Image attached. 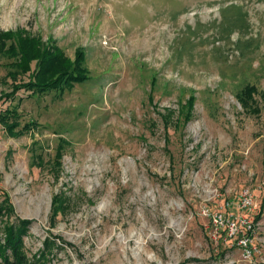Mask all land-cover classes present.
I'll use <instances>...</instances> for the list:
<instances>
[{
	"label": "rangeland",
	"instance_id": "rangeland-1",
	"mask_svg": "<svg viewBox=\"0 0 264 264\" xmlns=\"http://www.w3.org/2000/svg\"><path fill=\"white\" fill-rule=\"evenodd\" d=\"M0 29L83 49L90 76L0 100L30 125L0 124V237L32 220L38 264H264V0H0Z\"/></svg>",
	"mask_w": 264,
	"mask_h": 264
},
{
	"label": "trees",
	"instance_id": "trees-1",
	"mask_svg": "<svg viewBox=\"0 0 264 264\" xmlns=\"http://www.w3.org/2000/svg\"><path fill=\"white\" fill-rule=\"evenodd\" d=\"M0 57L8 60L4 78L11 84V91L2 92L0 100H13L14 95L20 90L34 94H44L50 90L61 92L74 83H82L90 78L89 70L84 63L86 57L83 49H77L74 59L71 60L58 46L48 41L44 42L40 37L32 36L21 29L6 31L0 29ZM252 90V87H248L245 91L251 94ZM194 102L195 95L191 92L185 103L181 105L180 115L183 116L184 122L191 118ZM243 105H246L245 101ZM0 124L11 136L23 135L30 128L28 123L20 125L16 104L0 109ZM164 125L167 127L166 123ZM60 151L61 148L59 153ZM64 205L65 199L60 195L55 196L54 215L58 214ZM10 210L11 208L8 212ZM3 213L6 215L3 205H0V218ZM31 223L30 219L17 218L15 223L10 222L5 225L4 236L0 237V264L39 263L35 259L36 256L30 260L23 250L22 236ZM251 232L250 229L245 232L248 238ZM47 240L48 244L47 242L44 244L46 250L41 255V260L51 249V244H56L53 239Z\"/></svg>",
	"mask_w": 264,
	"mask_h": 264
},
{
	"label": "built area",
	"instance_id": "built-area-1",
	"mask_svg": "<svg viewBox=\"0 0 264 264\" xmlns=\"http://www.w3.org/2000/svg\"><path fill=\"white\" fill-rule=\"evenodd\" d=\"M227 204L228 205H231L232 202L231 201H228ZM251 204H252V196H251V194L249 192H247V191L246 192H243L242 193V198L240 200V206L243 207V208H249L251 206ZM204 213L210 217L211 222H212V224L214 226L217 227V226L224 225V217L220 213H217V212H209L208 209H205ZM235 217L237 218V216L234 215V217L232 219H230V221L228 222L227 227L229 229H232L233 228V226L235 224V222H234L235 220H233V219H235ZM239 219L242 221V224L244 225V227H243L244 234L243 235L245 236V238H240L239 239V243L246 248L245 250L248 253H250V250H248V248H250V245L248 243L249 242V238L247 237V235H246L245 232L247 230H249V229L252 230L253 226L251 225V223H248V222H246L245 220H243L241 218H239Z\"/></svg>",
	"mask_w": 264,
	"mask_h": 264
}]
</instances>
